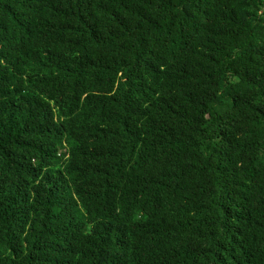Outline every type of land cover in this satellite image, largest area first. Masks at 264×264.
Wrapping results in <instances>:
<instances>
[{
    "label": "trees",
    "instance_id": "obj_1",
    "mask_svg": "<svg viewBox=\"0 0 264 264\" xmlns=\"http://www.w3.org/2000/svg\"><path fill=\"white\" fill-rule=\"evenodd\" d=\"M0 264H264V0H0Z\"/></svg>",
    "mask_w": 264,
    "mask_h": 264
}]
</instances>
